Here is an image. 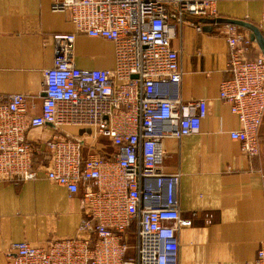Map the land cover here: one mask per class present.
I'll return each instance as SVG.
<instances>
[{"label":"built area","instance_id":"2783aa9c","mask_svg":"<svg viewBox=\"0 0 264 264\" xmlns=\"http://www.w3.org/2000/svg\"><path fill=\"white\" fill-rule=\"evenodd\" d=\"M217 0H53L75 31L54 35L52 65L44 70L39 112L23 92L0 94V177L18 182L43 171L45 177L81 191L82 216L75 234L41 244L12 243L6 264H178V228L182 218L176 200L164 206L142 204L143 184L162 172L164 137L198 132L207 115L205 98L160 96L158 83L178 82L179 54L171 46L176 23L186 13L219 17ZM223 25L229 47L226 76L219 97L239 121L229 135L248 157L260 150L264 115V55L245 54L251 42ZM202 30V22L192 23ZM112 41V68L79 67L74 60L76 33ZM51 123L59 129L89 127L108 138V155L89 152L81 136L55 131L43 141L45 154L26 138V129ZM40 154L36 164L32 154ZM264 264V240L252 262Z\"/></svg>","mask_w":264,"mask_h":264},{"label":"crops","instance_id":"0c3cea01","mask_svg":"<svg viewBox=\"0 0 264 264\" xmlns=\"http://www.w3.org/2000/svg\"><path fill=\"white\" fill-rule=\"evenodd\" d=\"M52 2L0 0V94L25 93L34 113L41 107L44 70L53 62L54 35L75 31ZM216 8L219 17L238 20L236 32L250 38L247 56L264 55L251 38L255 29L264 37V0H217ZM201 18L186 13L176 23L171 46L178 51L182 76L178 82H159L158 92L183 100L205 98L208 112L198 132L162 138L164 177L145 179L142 204L164 206L174 199L180 217L191 220L177 231L178 264H244L253 261L264 240V115L259 153L248 157L229 135L239 126L238 118L218 95L229 57L223 25ZM194 22H202L201 31ZM77 50L85 54L78 56ZM74 53L79 67L114 65L113 43L104 38L78 32ZM57 130L85 138L84 156L114 150L108 138L73 125L63 130L51 123L29 127L26 138L45 154L43 141ZM40 159L32 154L36 164ZM81 191L82 186L70 193L41 170L18 182L0 177V264H6L15 241L41 244L75 234L82 216Z\"/></svg>","mask_w":264,"mask_h":264},{"label":"water","instance_id":"95a60500","mask_svg":"<svg viewBox=\"0 0 264 264\" xmlns=\"http://www.w3.org/2000/svg\"><path fill=\"white\" fill-rule=\"evenodd\" d=\"M201 21H221V22H232V23H237L238 20H233V19H224L221 17H217V18H213V19H209V18H201ZM252 39H256L259 44L261 45V47L263 48L264 51V37L262 36V34L259 32V30L255 29L254 32L251 35Z\"/></svg>","mask_w":264,"mask_h":264},{"label":"rangeland","instance_id":"374dc122","mask_svg":"<svg viewBox=\"0 0 264 264\" xmlns=\"http://www.w3.org/2000/svg\"><path fill=\"white\" fill-rule=\"evenodd\" d=\"M78 49V48H77ZM77 55L79 56V55H84L85 54V52H82V51H79V50H77ZM81 130H88L89 132H91V128H89V127H79Z\"/></svg>","mask_w":264,"mask_h":264}]
</instances>
